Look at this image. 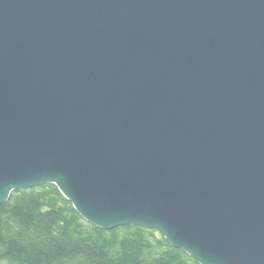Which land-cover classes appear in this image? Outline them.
I'll list each match as a JSON object with an SVG mask.
<instances>
[{
	"label": "water",
	"instance_id": "1",
	"mask_svg": "<svg viewBox=\"0 0 264 264\" xmlns=\"http://www.w3.org/2000/svg\"><path fill=\"white\" fill-rule=\"evenodd\" d=\"M50 184L100 229L264 264V0H0V204Z\"/></svg>",
	"mask_w": 264,
	"mask_h": 264
},
{
	"label": "trees",
	"instance_id": "2",
	"mask_svg": "<svg viewBox=\"0 0 264 264\" xmlns=\"http://www.w3.org/2000/svg\"><path fill=\"white\" fill-rule=\"evenodd\" d=\"M199 264L157 230L100 229L83 219L55 185L12 192L0 205V264Z\"/></svg>",
	"mask_w": 264,
	"mask_h": 264
},
{
	"label": "rangeland",
	"instance_id": "3",
	"mask_svg": "<svg viewBox=\"0 0 264 264\" xmlns=\"http://www.w3.org/2000/svg\"><path fill=\"white\" fill-rule=\"evenodd\" d=\"M58 264H86V263L80 257L68 256V257H65L63 260L59 261Z\"/></svg>",
	"mask_w": 264,
	"mask_h": 264
},
{
	"label": "bare ground",
	"instance_id": "4",
	"mask_svg": "<svg viewBox=\"0 0 264 264\" xmlns=\"http://www.w3.org/2000/svg\"><path fill=\"white\" fill-rule=\"evenodd\" d=\"M50 185H53V184H50ZM78 213V212H77ZM79 214V213H78ZM80 215V214H79ZM81 216V215H80ZM82 217V216H81ZM83 218V217H82ZM84 219V218H83ZM89 223V222H88ZM124 227V226H123ZM132 227H134V226H132ZM120 228V227H119ZM151 230H153V229H151ZM181 250V249H180Z\"/></svg>",
	"mask_w": 264,
	"mask_h": 264
}]
</instances>
